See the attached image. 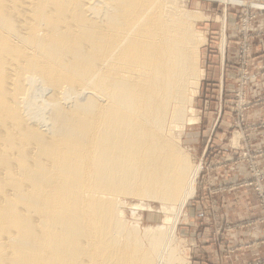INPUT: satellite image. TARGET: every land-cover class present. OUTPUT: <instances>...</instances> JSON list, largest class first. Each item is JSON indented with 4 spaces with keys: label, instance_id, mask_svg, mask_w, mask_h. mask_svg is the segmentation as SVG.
<instances>
[{
    "label": "bare ground",
    "instance_id": "bare-ground-1",
    "mask_svg": "<svg viewBox=\"0 0 264 264\" xmlns=\"http://www.w3.org/2000/svg\"><path fill=\"white\" fill-rule=\"evenodd\" d=\"M177 7L0 0V264H187L175 229L201 165L167 133L195 124L205 71ZM127 198L163 224H129Z\"/></svg>",
    "mask_w": 264,
    "mask_h": 264
},
{
    "label": "rangeland",
    "instance_id": "rangeland-1",
    "mask_svg": "<svg viewBox=\"0 0 264 264\" xmlns=\"http://www.w3.org/2000/svg\"><path fill=\"white\" fill-rule=\"evenodd\" d=\"M172 1L196 16L192 23L201 35L199 65L205 71L195 124L167 133L192 166L201 165L196 195L176 223L178 249L187 264H264V154L246 137L251 103H264V90L254 86L264 80L257 64L264 59V0ZM125 202L129 224L140 230L163 224L160 203L143 201L145 209L132 213L142 202Z\"/></svg>",
    "mask_w": 264,
    "mask_h": 264
},
{
    "label": "crops",
    "instance_id": "crops-1",
    "mask_svg": "<svg viewBox=\"0 0 264 264\" xmlns=\"http://www.w3.org/2000/svg\"><path fill=\"white\" fill-rule=\"evenodd\" d=\"M224 27H226L225 20H224ZM223 33H224V36L226 37V35H225L226 31H223ZM224 60H225V56L222 57V62ZM257 64L259 65L258 70H261V69L264 70L262 68V67H264V59L263 58L258 59ZM258 82L259 83H257V85L256 84L254 85L255 88L257 90H264V80L258 81ZM252 100H254V98ZM260 103H261L260 101H255V102H253V104L251 103L252 108L247 115L248 123H249L250 119H251L250 120L251 123H249L250 129L248 130L246 137L251 138L254 150H260L264 154V103H262V104H260ZM261 107H262V109H261ZM260 162L264 165V155L262 156ZM251 202H254V201L252 200ZM251 202H248V203H250L249 206H252Z\"/></svg>",
    "mask_w": 264,
    "mask_h": 264
}]
</instances>
